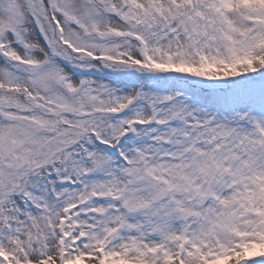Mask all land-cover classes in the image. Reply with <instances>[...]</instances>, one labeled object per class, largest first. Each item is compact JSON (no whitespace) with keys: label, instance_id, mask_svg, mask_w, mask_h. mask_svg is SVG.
<instances>
[{"label":"snow or ice","instance_id":"obj_1","mask_svg":"<svg viewBox=\"0 0 264 264\" xmlns=\"http://www.w3.org/2000/svg\"><path fill=\"white\" fill-rule=\"evenodd\" d=\"M0 264H264V0H0Z\"/></svg>","mask_w":264,"mask_h":264}]
</instances>
